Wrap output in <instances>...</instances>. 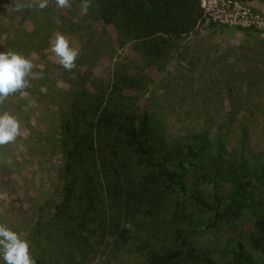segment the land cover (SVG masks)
Wrapping results in <instances>:
<instances>
[{"label": "trees", "instance_id": "1", "mask_svg": "<svg viewBox=\"0 0 264 264\" xmlns=\"http://www.w3.org/2000/svg\"><path fill=\"white\" fill-rule=\"evenodd\" d=\"M88 13L158 71L203 22L201 0H91ZM86 74L65 78L59 96L55 200L29 230L37 264H85L98 249L120 250L141 237L145 264H216L187 234L203 214L206 229L247 214L251 250L235 242L226 264H264V151L243 142L229 151L204 132L170 140L159 120L133 108L137 76L118 66L108 83Z\"/></svg>", "mask_w": 264, "mask_h": 264}, {"label": "rangeland", "instance_id": "2", "mask_svg": "<svg viewBox=\"0 0 264 264\" xmlns=\"http://www.w3.org/2000/svg\"><path fill=\"white\" fill-rule=\"evenodd\" d=\"M255 1L253 6V1L243 4L264 18V0ZM39 2L0 0V51L19 53L35 65L29 87L0 105V113L9 112L21 124L17 140L0 146V224L23 233L30 243L34 222L52 211L60 161L55 148L59 96L72 73L87 72L89 79L108 83L118 66L137 76L140 87L130 93L133 108L159 120L170 140L204 132L211 140L223 141L229 151L241 142L254 154L264 151V35L259 30L215 25L204 18L158 71L146 66L131 44L121 46L109 27L92 22L77 1L59 8L55 0H48L44 9ZM34 29L37 34L28 36ZM57 32L83 53L72 72L65 73L51 51ZM40 72L43 77L36 75ZM222 190L228 192L229 186ZM192 219L200 226L187 232L189 240L211 262H229L235 242L251 250L246 242L251 227L247 214L209 229L204 225L209 214ZM142 238L120 250L98 249L85 264H145L137 249Z\"/></svg>", "mask_w": 264, "mask_h": 264}, {"label": "clouds", "instance_id": "3", "mask_svg": "<svg viewBox=\"0 0 264 264\" xmlns=\"http://www.w3.org/2000/svg\"><path fill=\"white\" fill-rule=\"evenodd\" d=\"M59 8H70V0H55ZM31 6V5H29ZM48 6V0H40L38 7L44 9ZM81 10L88 13L91 0H81ZM16 10L21 11L20 5ZM51 51L58 57L59 64L69 72L76 68V60L80 50L70 46L69 39L57 32L51 41ZM35 65L25 56L12 52L0 51V105L6 99L29 87L28 77L33 74ZM42 76V73L36 74ZM21 135L19 120L7 111L0 113V146L14 143ZM130 227V225H125ZM0 258L4 264H37L30 254V243L24 238L23 233H17L5 224H0Z\"/></svg>", "mask_w": 264, "mask_h": 264}, {"label": "built area", "instance_id": "4", "mask_svg": "<svg viewBox=\"0 0 264 264\" xmlns=\"http://www.w3.org/2000/svg\"><path fill=\"white\" fill-rule=\"evenodd\" d=\"M203 20L220 26L259 30L264 35V18L247 5L234 0H201Z\"/></svg>", "mask_w": 264, "mask_h": 264}, {"label": "crops", "instance_id": "5", "mask_svg": "<svg viewBox=\"0 0 264 264\" xmlns=\"http://www.w3.org/2000/svg\"><path fill=\"white\" fill-rule=\"evenodd\" d=\"M254 3H256V1H253L251 5L253 6Z\"/></svg>", "mask_w": 264, "mask_h": 264}]
</instances>
